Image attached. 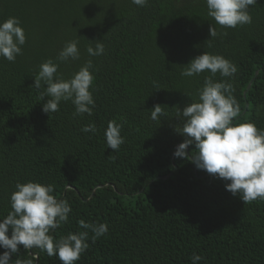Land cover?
Masks as SVG:
<instances>
[{
	"label": "trees",
	"instance_id": "obj_1",
	"mask_svg": "<svg viewBox=\"0 0 264 264\" xmlns=\"http://www.w3.org/2000/svg\"><path fill=\"white\" fill-rule=\"evenodd\" d=\"M249 13L251 25L222 29L206 0H148L146 7L132 0H0V24L18 18L26 34L14 63L0 57V223L12 211L16 185L33 182L54 186L52 195L72 209L50 232L55 240L86 231L81 220L107 224L95 243L89 231L76 264H192L194 255L202 257L198 264H264V201L245 205L226 190L230 182L175 156L185 142L176 131L186 122L182 111L199 102L210 75L181 72L206 53L238 69L234 77H214L235 88L241 114L234 124L264 131V0ZM213 26L227 35L208 48ZM72 41L80 59L61 63L57 57ZM97 43L105 53L90 56L87 48ZM49 59L65 81L92 61L93 115L74 117L71 101L43 112L49 97L39 99L46 86L36 90L34 76ZM156 105L165 115L153 121ZM112 121L122 125L118 152L106 142ZM92 124L95 133L82 131ZM186 152L192 158L195 146ZM17 260L60 264L58 256L23 246L10 264Z\"/></svg>",
	"mask_w": 264,
	"mask_h": 264
},
{
	"label": "clouds",
	"instance_id": "obj_2",
	"mask_svg": "<svg viewBox=\"0 0 264 264\" xmlns=\"http://www.w3.org/2000/svg\"><path fill=\"white\" fill-rule=\"evenodd\" d=\"M138 7H146L148 0H132ZM208 16L222 29H237L251 25L253 20L249 13L250 7H255L257 0H206ZM18 18H9L0 24V57L10 63L22 55V46L26 43V34L20 26ZM211 39L206 42L211 48L212 40L227 35L218 32L216 27L209 29ZM77 41L69 42L59 53L57 59L67 62L80 59ZM90 56H100L105 53L102 43H97L95 49L87 48ZM58 64L51 59L42 63L39 73L34 76L39 99L44 101L43 112L53 114L59 112V105L71 101L76 111L73 116L93 115L95 101L90 91L95 77L90 72L93 63L89 60L70 80L57 77ZM237 67L222 56L208 53L194 58L181 72L182 77H194L205 72L204 87L198 92L199 102L186 106L182 115L185 119L183 128L176 131L185 137V142L179 145L175 153L177 158L191 162L210 176L227 182L226 190L233 196L239 195L245 205L264 201V131L259 130L254 123L234 124L240 116L241 108L235 99V88L227 82H214L219 74L223 78L234 77ZM155 86V85H154ZM165 115L163 106L156 105L151 111V119ZM181 113L178 112L177 116ZM122 125L115 121L109 122L105 132L107 147L118 152L124 139L121 137ZM83 132H96L95 124L85 126ZM195 146V154L190 158L186 149ZM113 162L115 157H109ZM16 191L11 195L12 211L0 223V247L5 249L0 256V264H10L13 255L20 252L23 246L25 252L39 249L49 257H57L60 264H76L83 253L89 248L86 242L89 231L93 233L91 240L95 243L108 232L107 224L94 225L79 221V227L86 231L79 234H69L55 240L50 232L68 222L72 211L67 200H58L52 193L54 186H44L29 182L17 184ZM9 229L12 230L9 237ZM202 259L199 255L192 257V264H198ZM16 264H21L19 260ZM30 264V262H29Z\"/></svg>",
	"mask_w": 264,
	"mask_h": 264
},
{
	"label": "water",
	"instance_id": "obj_3",
	"mask_svg": "<svg viewBox=\"0 0 264 264\" xmlns=\"http://www.w3.org/2000/svg\"><path fill=\"white\" fill-rule=\"evenodd\" d=\"M196 169H197V167H196ZM165 178H167V177H165ZM101 187H103V186H98L97 188H95V190L98 189V188H101Z\"/></svg>",
	"mask_w": 264,
	"mask_h": 264
}]
</instances>
